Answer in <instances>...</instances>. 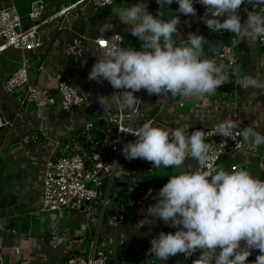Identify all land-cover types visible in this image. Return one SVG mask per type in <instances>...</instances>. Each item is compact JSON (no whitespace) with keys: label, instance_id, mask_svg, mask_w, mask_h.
<instances>
[{"label":"crops","instance_id":"crops-1","mask_svg":"<svg viewBox=\"0 0 264 264\" xmlns=\"http://www.w3.org/2000/svg\"><path fill=\"white\" fill-rule=\"evenodd\" d=\"M68 1L67 4H62L58 10L50 13L45 7L42 17L54 15L74 0ZM139 3L141 2L137 0H115L112 5L101 7V9L87 5L84 9H76L65 14L61 18L62 28L59 30L51 24L42 25L40 30L48 37L44 38L40 49L22 52L8 48L0 52V109L3 118L13 122L12 127L0 129V264H62L66 256L70 254L87 257L98 226L99 243H106L109 237L116 240L111 245L106 243V250H112V254L107 250L109 257L111 256L109 264H136L140 253H145L152 258L153 264H188L183 260L182 254L169 257L168 260H160L154 257V254H149L150 241L154 237L161 232L174 234L178 229L169 227L162 220L155 224L150 223L148 221L154 218L147 216V208L157 202L154 197L168 182L171 175L181 171H194L192 167L187 168L184 164L180 169L168 168L157 171L158 169L154 168L155 177L153 178L155 182H158V186L151 195H148L151 189L152 171H147L145 174L143 170L148 167L151 169L152 163L147 161L144 165L137 163L138 172L143 178L145 176L147 178L141 179L143 182H148L147 192L141 193L134 190L131 194L124 195L125 198L119 202L121 205L116 206V213L106 215L102 224L100 221L104 210L99 212V203H93L96 207L90 206L89 209L82 211L40 212L36 210L41 200V180L45 161L51 153L56 155L61 153L62 146L54 150L56 143L73 144L71 139L79 137L80 128L87 121L102 122L95 127L98 133L104 128L106 110L104 111L98 103L99 96H109L110 106L107 110L114 108L108 85L88 79L97 60V50L90 44L84 55L75 61L72 55L68 54L71 37L73 33H76L92 39L101 34L121 32L124 35L126 48L141 51L142 42L126 31L128 26L115 17L112 11L113 8H126ZM142 3L147 5L150 14L161 19H170L175 14L179 15L181 23L178 25V33L173 37L177 45L186 42L190 33L203 35L210 41V44L205 45V56L213 60L214 53L222 45L229 44L234 48L236 45L239 50L236 54L238 56L236 66L240 68L241 76H255L264 81V58L258 44L248 41L233 43V33L223 30L220 33L212 32L200 19L207 11L203 5L195 3L194 0L196 16H184L176 12L179 5L173 0L171 5L164 6L167 9L165 16L160 17L158 9L161 6L156 0H142ZM2 7L15 8L23 19V23L30 24L26 16L28 9L25 5L17 4L13 0H0V8ZM246 8L251 11L253 6L250 4ZM239 14L242 23L246 21L247 13L243 10ZM22 61L29 66V78L39 86L54 89L53 75L56 73L64 75L79 88L85 84L89 85L86 89V104L70 113L59 106L48 110L44 116L38 115L37 110L30 106L22 112L19 93H5L2 90L3 80ZM40 65L42 70H38ZM235 80L236 77L229 73L228 82L220 86L215 95L187 100L148 95L146 90H143L142 103L139 104L137 122L134 125L139 129L145 122L151 121L154 127L162 129L182 127L186 134H190L192 130L199 127L216 125L230 119L237 123L240 130L254 125L256 130L264 135V90L237 85ZM135 95L138 96L139 93L136 92ZM129 111L126 110L127 113ZM64 113H67V117L60 118L59 116ZM88 115H95L97 118L87 120ZM41 124L46 126V133L40 134L37 141L31 140V131L36 130ZM246 145L250 154L247 156L241 153L225 155L217 162L216 167H223L231 172V167L238 164L236 170H247L254 177L264 181V145L259 148H253L247 143ZM185 162L195 165L197 161L188 158ZM26 171L30 175H27ZM1 180L5 182L2 183ZM138 199L142 200V204L135 203ZM122 210H126L127 213L123 221H118L116 215ZM130 212H133L134 216ZM24 213L30 216L37 215L36 221L41 217V213H48L51 223L39 227L44 231L34 236L30 223L24 219H18V216ZM41 220H44L43 216ZM54 228L68 232L70 240L68 239L65 245L53 250L47 245V241ZM120 249L126 250L127 257L124 258L118 253ZM257 256L248 258V264H252Z\"/></svg>","mask_w":264,"mask_h":264},{"label":"clouds","instance_id":"clouds-1","mask_svg":"<svg viewBox=\"0 0 264 264\" xmlns=\"http://www.w3.org/2000/svg\"><path fill=\"white\" fill-rule=\"evenodd\" d=\"M156 2L161 6L158 13L162 17L167 10L164 6L171 5L173 0ZM175 2L179 5L177 13L196 16L194 0ZM195 3L207 9L200 19L212 32L233 33V43L264 40V0H195ZM245 3L253 8L244 9L247 19L242 23L239 12ZM112 11L128 26L126 31L142 42L141 51L121 47L116 42L112 50L99 54L89 73L90 81H108L114 89L123 90L114 93L118 102L112 107L116 111L138 110L142 102L135 93L140 90L181 100L215 95L228 82L229 73L236 77L237 85L264 90V81L255 76H241L235 61L226 66L207 58L205 45L210 41L203 35L190 33L186 42L177 45L173 37L181 23L178 14L161 19L150 14L144 3ZM98 103L107 110L109 96H99ZM118 127L121 133H131L137 138L123 146L122 155L129 161L141 159L152 163L155 169L161 166L180 169L188 158L198 163L194 171L171 175L154 197L157 202L147 208V216L154 218L148 222L155 224L162 220L178 229L174 234L161 232L154 237L149 254L168 260L179 254L189 257L199 251L200 257L194 264H248L255 249L260 254L252 264H264V181L247 170L229 172L214 166L213 147L206 142L203 130L189 135L182 127L162 129L154 127L151 121L135 132H126L122 125ZM236 129V122L224 120L215 125V135L232 139ZM236 134L253 148L264 145V135L254 125Z\"/></svg>","mask_w":264,"mask_h":264},{"label":"built area","instance_id":"built-area-1","mask_svg":"<svg viewBox=\"0 0 264 264\" xmlns=\"http://www.w3.org/2000/svg\"><path fill=\"white\" fill-rule=\"evenodd\" d=\"M114 2L115 0H74L54 15L43 18L46 7L45 2L35 0L28 6L26 16L30 24L27 26H24L23 19L15 8L2 7L0 8V52L8 48L22 52L40 49L44 38L48 37L46 33L41 32L40 27L42 25L54 24L53 26L59 30L62 28L61 18L65 14L75 11L78 6L81 5V9H84L87 5L101 8L110 6ZM249 5L245 3L240 11L243 12L244 8ZM122 39L123 41L120 42ZM116 42L121 47L126 48L124 35L121 32L101 34L92 39L86 35L73 33L68 54L72 55L73 59L77 61L84 55L88 46L92 44L94 49L97 50L98 59L99 54L112 50L116 46ZM256 43L264 58V40H258ZM213 56L218 65L224 64L228 66L232 61H235L236 65L238 61V56L233 46L229 44L222 45ZM38 70H42V65L38 67ZM53 79L55 81L54 89L39 86L29 78V66L25 61H22L3 80L2 90L5 93L18 92L22 112L26 107L30 106L35 108L40 116H44L48 110L56 106L70 113L86 104V89L89 85L85 84L79 88L60 73L53 75ZM103 83L108 85V92L115 105L118 99L114 93L123 90L114 89L108 81H103ZM143 92V90L138 92L139 95L137 97L140 100ZM105 113V126L102 130H99V133L94 123L87 121L82 124L79 137L71 139L73 144L66 142H63V144L56 143L54 150L62 146L61 153L59 155L51 153L45 161L41 180V200L36 210L40 212L82 211L85 210L82 209L84 204H88L86 209H89L90 204L99 203L102 212L108 204V195L114 180L128 183L141 180L135 177L138 172L136 164L144 160L134 159L129 161L122 155L124 144L133 142L137 138L131 133H121L118 127V125H122L126 132L138 130L134 125L137 122L138 110H130L127 113L126 111L118 112L111 108L106 110ZM7 126L12 127L13 122L4 119L0 109V129ZM198 129L205 131V140L213 147L214 157L212 164L214 166L225 155L241 153L247 156L250 154L246 143L242 142V136L236 134L237 131H240L239 128L234 130L232 139L215 135V125L202 126L192 130L191 133ZM46 131V126L41 124L36 130L31 131L30 139L37 141L39 135H44ZM236 145H240V147H236ZM115 164H118L119 167ZM185 165L187 168L192 167L194 170L198 168L197 162L195 165L184 162ZM237 168L238 164L233 165L231 170ZM135 203L137 205L142 204V200L138 199ZM126 213V210H122L116 215L117 220L123 221ZM131 215L134 216L133 212ZM98 229L99 226L87 257L70 254L66 256L62 264H106L108 260L106 246L108 243L110 245L113 244L116 240L109 237L108 241L106 240L107 244L99 243ZM69 236L70 234L65 230L54 228L50 232L47 245L53 250L59 248L65 245L68 239L70 240ZM259 254V250L253 249L249 258ZM182 257L186 263L194 264V261L199 259L200 252L197 251L189 257L182 254ZM138 259L136 264H153V259L145 253H140Z\"/></svg>","mask_w":264,"mask_h":264},{"label":"rangeland","instance_id":"rangeland-1","mask_svg":"<svg viewBox=\"0 0 264 264\" xmlns=\"http://www.w3.org/2000/svg\"><path fill=\"white\" fill-rule=\"evenodd\" d=\"M13 1L15 3H17V4L19 3L20 5H25L27 7V9H28V6H29L28 4L32 0H13ZM42 1L45 2L46 7L49 9V12L48 13L52 12L53 10H58L62 6V4H67L69 2L68 0H42ZM130 1H135V0H130ZM137 1H140L142 3V0H137ZM76 9H81V5L78 6ZM80 13L77 15V17H79ZM53 25L54 24H51V26H53ZM233 49H234V51L236 50L235 51V53L237 52L236 54L239 53L238 47L236 45H235V48L233 47ZM96 118H97V116H95V115H88L87 116V120H94ZM162 170H164V168H162V166H161V168L158 169L157 171H162ZM153 172L155 173V170ZM153 172H152V177L150 178V181H151L150 182V187H151L152 190H154L158 186V182H155V180L153 178V177H155V174H153ZM27 175H30V174L27 172ZM135 177L137 179H142V176L140 175L139 172L136 173ZM1 182L4 183L5 180H1ZM133 191L134 190H132L130 188L122 187V186L117 185L116 184V180H114L113 183H112L111 189H110L109 196H108V204L105 207L107 209H109V208H115L119 204L120 200L122 198H124V195H126L127 193L131 194ZM112 204H114V205L112 206ZM90 206H92V207L95 206L96 207V205H94V204H90ZM98 208H99V212H100L101 206H98ZM41 214L42 215H41V217H39V220L38 221H36V216L37 215L30 216L29 214H26V213L22 214V216L19 215L18 216V219L19 218L22 219V220L24 219V221H26L27 223H30V225L32 227V235L36 236L42 230L44 231L43 228H39V227H42V226L44 227L45 224L46 225H49L51 223V221H49L50 218H49V214L48 213H41ZM28 215H29V217H28ZM42 216H43V219L44 220H41ZM101 224H100V226H101ZM100 234H101V231H100ZM107 250H109L111 252V254H112V250L111 249H107ZM108 259H109V254H108Z\"/></svg>","mask_w":264,"mask_h":264},{"label":"water","instance_id":"water-1","mask_svg":"<svg viewBox=\"0 0 264 264\" xmlns=\"http://www.w3.org/2000/svg\"><path fill=\"white\" fill-rule=\"evenodd\" d=\"M50 35H49V37H50ZM101 123L102 122L97 121L94 123V126L97 127ZM116 184L119 186H122V187L130 188L132 190H135V191L141 192V193H146L147 189H148V182H143V180L130 181L129 183L125 182V181H121V180H116ZM87 206H88V204H84L82 209H86Z\"/></svg>","mask_w":264,"mask_h":264},{"label":"trees","instance_id":"trees-1","mask_svg":"<svg viewBox=\"0 0 264 264\" xmlns=\"http://www.w3.org/2000/svg\"><path fill=\"white\" fill-rule=\"evenodd\" d=\"M24 26H27V24H24ZM60 118H62V119H65L66 117H67V113H64V115H60L59 116ZM145 162L146 161H144V162H142V163H140L139 162V164H141V165H144L145 164ZM143 171H145V174H147V171H154V168H153V165H152V167H151V169H149V167L146 169L145 168V170H143ZM147 177H148V175H147ZM143 178V177H142ZM144 180H146L147 178H146V176H145V178H143ZM110 193V192H109ZM109 196V195H108ZM125 198V197H124ZM119 205H121V204H119ZM116 213V207L115 208H109V209H107L106 207L104 208V211H103V214H102V218H101V223L103 222V220H104V217L106 216V215H114ZM119 252L118 253H120L121 254V256L122 257H127V253H126V250H123V249H120V250H118ZM111 257V256H110ZM109 257V259H108V261H107V263L106 264H109L110 263V260H111V258Z\"/></svg>","mask_w":264,"mask_h":264}]
</instances>
